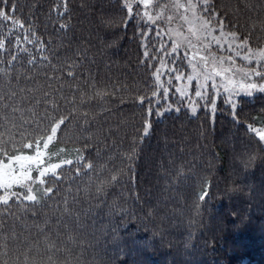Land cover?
I'll return each instance as SVG.
<instances>
[{"label": "trees", "instance_id": "1", "mask_svg": "<svg viewBox=\"0 0 264 264\" xmlns=\"http://www.w3.org/2000/svg\"><path fill=\"white\" fill-rule=\"evenodd\" d=\"M14 2L15 18L24 26L0 18V146L10 154H34L23 145L34 148L44 134L43 113L51 108L43 99L47 93L65 113L75 108L81 119L88 114L85 135H92L93 147L85 150V163L93 168L77 175L63 166L66 179L41 205L25 202V210L15 200L0 204V264H68L70 259L75 264H264V161L247 168L242 162L246 153L264 156V143L248 132L249 124L264 128L258 119L264 93L238 96L235 112L220 100L213 113L200 108L192 114L169 92L161 103L164 114L149 117L151 134L141 139L144 110L133 97L151 96L155 67L149 65L160 64L144 57L145 49L166 64L177 59L173 65L188 73L183 58L165 56L171 53L169 42L142 16L128 18L124 0ZM210 3L214 9H198L201 15L211 19L213 11L237 40L264 49V0ZM139 9L133 4L134 13ZM7 12L11 15L12 0ZM212 20L220 26L215 16ZM73 60L76 69L69 66ZM96 92L108 95L101 99ZM162 96L160 89L157 99ZM133 138L137 154L130 162L126 154ZM53 144L50 153L81 146L63 132ZM118 172V181H111ZM203 177H211V185L206 199L198 201L205 194Z\"/></svg>", "mask_w": 264, "mask_h": 264}, {"label": "snow or ice", "instance_id": "2", "mask_svg": "<svg viewBox=\"0 0 264 264\" xmlns=\"http://www.w3.org/2000/svg\"><path fill=\"white\" fill-rule=\"evenodd\" d=\"M10 0H0V4L3 7H0V18H4L5 20L11 19L13 24L19 25L23 27L24 25L15 18V11H16V4L14 0H12V12L11 15L8 14V4ZM133 4H142L145 9H147L149 0H124L123 7L127 9L128 18L132 16H141L139 12H133ZM193 4V3H192ZM179 5L182 8H186L187 5L182 4L179 0H176L174 6ZM194 8L202 9V12H208L209 9H214V5L210 3V0H202V3L193 4ZM66 7V6H65ZM165 8L168 6L165 5ZM198 12L194 11L192 15V19L188 16H183L182 19L192 24V20H198L200 22V29L201 30H208L211 27V23H213L212 17L215 16V22L219 23L221 26V30L223 29V21L220 20V17L216 15L212 11L211 19H205L203 15L198 16ZM161 17V13H157L156 16L151 15L147 10H145L142 14V18H147L148 22L154 23ZM128 18L125 19V25L128 23ZM172 17H168V20L171 21ZM138 25L141 24V21H137ZM63 27V25L61 26ZM26 31H31V27H29ZM175 32L174 29L169 28L168 34L171 35ZM189 32L193 37L199 39V32L197 29L190 26ZM179 35L178 32H176ZM35 36V32L32 33ZM141 36H147L148 33L141 31ZM161 35L160 31L158 30L156 36L159 37ZM235 37V33L232 34ZM24 39L29 43H33V40L29 39L26 35ZM17 42H19V38H17ZM189 47H192V41L190 39L186 40ZM184 42H178L176 40L172 41V48L171 53L165 52V56H170L178 52L179 48L182 46ZM161 46L163 47V41H161ZM243 46V44H242ZM4 47V43L0 40V49ZM155 51H159L160 49H154ZM27 52V49H24ZM41 51H46L45 48H41ZM144 57H147L148 60L152 59H159L160 66L156 67L155 65H149V68L155 67V71L150 73V79L154 80V84L152 87L155 89L151 92V96H145L137 92V94L133 97L134 102H139V107L144 110L143 119H142V135L143 137L149 136L151 134V127L153 125V121L149 119L151 115H155L160 117L164 114L163 109H161V103L164 99L169 96L168 89L166 87L163 88V96L157 99V95L159 90L163 87L161 83V68L165 67V60L162 57H153L151 52L145 49L143 53ZM195 56V53H194ZM252 57H256L257 63L259 68H248L247 70H242L245 79L247 80L249 77L253 78L255 82H247L239 85V88L236 87V83L234 81L229 80L227 84H218L215 81V77L219 76L221 73L217 72L214 68L207 74L204 75L203 80H201L200 75L195 76L196 80V96L201 98L205 101V106L209 105V96L205 91L209 87V83H211V88L215 95L211 97V107L213 112L216 109L217 105V95L219 94V89L221 86L224 87V91L227 94V99L225 103L232 105V108L235 112L238 105L233 101L232 97L235 96L238 92H244L250 94L253 89L259 88L261 92H264V49L259 50V54L253 52L249 49V55L245 56L244 59H251ZM187 58V56H185ZM13 60L16 59L15 55H13ZM43 60H47L48 57H42ZM72 59V58H66ZM231 59V57H229ZM148 60L143 61L144 63H148ZM201 60H205L204 67L207 68V62L205 57H201ZM178 62L177 59H173L172 63L176 64ZM11 61H9V64ZM28 63H33V60L30 58ZM191 63V61H189ZM72 69H76L78 64L75 60L69 65ZM55 70V69H54ZM2 71V70H0ZM169 72L172 71H179V69H169ZM68 77H74V72L69 71L67 73ZM55 78V77H53ZM176 80H181V75H176ZM188 81H192L194 77L192 75H188ZM171 83V79L169 80ZM114 87V86H113ZM115 90V89H114ZM124 90V89H121ZM176 91L180 93L181 96L184 95L183 88H177ZM14 95V94H13ZM95 95L101 99H106L107 95L104 92H96ZM83 96V94H82ZM43 99L45 104L51 103L50 110L45 108L43 113V121H46L44 134L39 135L38 138L34 140V148L33 144H25L23 148H28L34 152V154H23L22 151L20 154H10L6 148L0 146V190H2V194H0V204L5 206L9 205L10 201L15 200L18 202L22 207L27 210L28 205L25 202H31L32 206L41 205L45 200L53 199L54 194L58 191V186L61 181L66 179V177L62 174L63 166H69L70 169H73L77 175H83L85 171H91L93 165L91 162L85 163L88 160V157L85 155V150L91 149L93 147V137L92 135L86 134L87 133V126L89 125V120L87 119L88 114H83V119L77 114L76 109H71L67 113L59 108L55 100L51 102L48 101V94L45 93L43 95ZM81 104H83V98L81 100ZM147 104V108H144V105ZM175 111H179V108H176ZM192 111L195 112V107L192 108ZM259 122L264 125V112L259 116ZM255 122V121H254ZM61 132L64 133L65 136L69 138H74L77 144H80V147H76L72 150L65 148L57 149L55 153H50V145H53V142L56 143L60 142V134ZM248 132L251 133L253 136L258 137L259 142L264 143V128H255L254 123L248 125ZM82 142V143H81ZM137 141L133 138V147L131 152L126 154V158L128 161H132L133 158L137 154L136 148ZM75 153L73 156L72 153ZM46 153H50L47 158ZM100 154V150L97 149V155ZM246 159L242 158V162L244 163L245 167L252 165L256 162L257 159L264 161V156H261L258 153H246ZM55 157V162L53 160ZM5 160L7 162H5ZM15 166H18V171ZM129 170L134 171L129 165ZM123 171V170H121ZM33 172L35 175H33ZM120 173L113 174L111 177V181L116 182L118 181V176ZM49 178H52L53 183L49 184ZM68 180H71L72 177H67ZM130 179L134 183L135 178L131 176ZM211 185V177H203L201 180V192L205 193L203 195L198 196V201H204L206 199L207 189H209ZM18 189V190H15ZM87 188H85V192H87ZM100 187L97 188V191H101ZM239 188H230L228 189L229 192L239 191ZM68 200L65 198L64 205L65 211H68L67 208ZM200 205L197 203V209H199ZM35 215V213H33ZM55 244H50L49 248L53 249ZM78 259V258H77ZM68 264H75L74 261L71 259L69 260ZM96 264H115V261H96Z\"/></svg>", "mask_w": 264, "mask_h": 264}, {"label": "rangeland", "instance_id": "3", "mask_svg": "<svg viewBox=\"0 0 264 264\" xmlns=\"http://www.w3.org/2000/svg\"><path fill=\"white\" fill-rule=\"evenodd\" d=\"M175 2L176 0H149L147 9H145L142 4H139V13L141 16L145 10H147L153 16H156L157 13H161V17L154 23L148 22L147 18L143 19L148 23L151 29L155 30L156 33L159 30L161 33L160 36H163L169 42L170 52L173 40L184 42L182 43V46L179 48L178 52L173 55L178 57V59H184L187 64L188 73L185 76L184 73L180 71L179 67H176L173 64L165 63V67L161 68V83L163 86L161 90L163 91V88L166 87L168 92H170L172 95L176 93L179 98H182L185 108H187L192 114H195L200 108L206 109L213 113L211 107V97L215 95V93L211 88V83H209V87L205 90L209 96V105L206 107L205 101L201 98H198L195 94V76L200 75L201 80H203L204 75L209 73L214 68L217 72L221 73L219 76L215 77V81L218 84H227L228 81L231 80L234 81L236 83V87L239 88L240 84L255 82V80L251 77L246 80L242 70H247L248 68H259L256 57H252L251 59L247 60L244 59V57L249 55V49L258 55L260 48L256 49L248 47L243 41L237 40L236 36L233 37V33L227 32L224 29L221 30V26L211 24L210 29L201 30L200 22L198 20H192L191 25L186 23L182 19L183 16H188L190 19H192L194 11L198 12V16L201 15L198 9L194 8L193 6V4H199L200 0H179L180 3L187 5L186 8H182L179 5L174 6ZM165 5L168 7L165 8ZM168 17H172L171 21L168 20ZM190 26L198 30L199 39L191 35L189 32ZM169 28L175 30V32H173L171 35L168 34ZM176 32H178L179 35H177ZM187 39L192 41V47L188 46L186 42ZM185 56H187V58H185ZM201 57L206 58L208 65L207 68L204 67L205 60H201ZM229 57H231V59H229ZM189 61H191V63H189ZM169 69H179V71L169 72ZM176 75H181L182 79L176 80ZM188 75H192L194 77L191 82L187 79ZM170 79L171 83H169ZM177 88L184 89L183 96H181L180 93L176 91ZM172 90H174V93ZM256 92L261 91L259 88L253 89L250 94L241 91L233 96L232 99L235 103H237L238 96H250ZM227 98L228 97L224 91V87L221 86L219 89V94L216 97L217 104L220 100H223L224 104L232 107V105L225 103ZM193 107L196 109L195 112L192 111ZM5 162L7 161L5 160ZM14 168H16L18 171V166L14 165Z\"/></svg>", "mask_w": 264, "mask_h": 264}]
</instances>
